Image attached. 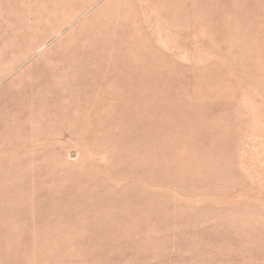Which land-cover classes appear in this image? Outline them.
<instances>
[{
	"label": "rangeland",
	"instance_id": "1",
	"mask_svg": "<svg viewBox=\"0 0 264 264\" xmlns=\"http://www.w3.org/2000/svg\"><path fill=\"white\" fill-rule=\"evenodd\" d=\"M0 264H264V0H0Z\"/></svg>",
	"mask_w": 264,
	"mask_h": 264
}]
</instances>
